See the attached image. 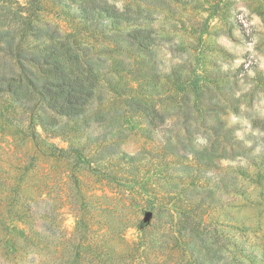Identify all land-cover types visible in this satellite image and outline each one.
I'll return each instance as SVG.
<instances>
[{
    "label": "trees",
    "instance_id": "16d2710c",
    "mask_svg": "<svg viewBox=\"0 0 264 264\" xmlns=\"http://www.w3.org/2000/svg\"><path fill=\"white\" fill-rule=\"evenodd\" d=\"M68 1L77 8L66 12L69 6H63L69 17L64 28L40 18L42 0H0V119L23 135L16 140L18 146L33 151L19 168L9 161L12 155L0 160V264H207L209 255L216 260L208 264H263L238 245H225L233 226L209 221L213 207L195 192L221 188L226 195L244 193L237 187L228 190L221 176L201 178L205 185L198 178L222 158L196 150L192 129L216 137L219 121L205 122L209 113L204 110H220L221 95L208 85L194 89L189 84L193 99L187 94L170 106L161 103L153 93L161 74L156 44L152 31L142 28L139 9L120 10L107 0ZM142 81L149 86L143 88ZM198 97H203L202 110ZM139 120L142 128L136 127ZM82 124L91 127L88 134L99 130L98 138L80 140ZM127 131H142L151 143L158 137L155 167L166 175L167 166L181 167L185 176L175 177L183 180L181 187L166 182L161 189L165 197L127 184V167H133L134 157L112 151ZM65 134L67 146L51 142ZM36 154L64 161L72 172L83 169L97 175L128 203L123 209L132 206L136 213H148V224L138 225L139 242L130 245L123 237L131 221L105 204L112 199L103 195L101 205L92 203L100 198L87 196L74 174L64 195L71 200L73 231L59 224L60 214L50 204L38 208L46 200L26 194L25 183L36 167Z\"/></svg>",
    "mask_w": 264,
    "mask_h": 264
},
{
    "label": "rangeland",
    "instance_id": "374dc122",
    "mask_svg": "<svg viewBox=\"0 0 264 264\" xmlns=\"http://www.w3.org/2000/svg\"><path fill=\"white\" fill-rule=\"evenodd\" d=\"M107 2L115 4L120 10L127 6L139 9L142 28L152 31L156 44L154 52L159 61L158 72H161L158 75L160 81L156 82L153 93L161 98V103L170 106L187 94L193 99L194 93L187 87L189 84H194V89L208 85L210 91L221 95L220 110H204L209 113L205 115V122L219 121L216 137L209 136L203 130L192 129V141L196 150L222 158L218 165L207 168L205 176L204 172L198 174V178L205 185L206 181L201 178L221 176L228 181V190L237 187L244 193L242 196L232 193L226 195L228 192L221 188H195V192L213 207L209 221L226 222L233 226L234 229L228 232L225 245L229 249H234V244L238 245L245 253L252 254L257 263L264 264V0ZM67 4L69 9L66 12H75L77 5L70 4L68 0H42L44 10L40 18L68 28L69 17L62 13L63 6ZM146 61L147 65L151 63L148 59ZM125 78L135 86L128 73ZM146 82L142 81L143 88L149 86L147 83L150 82ZM226 98L231 99L230 103L224 102ZM197 100L202 110L203 97H198ZM31 103H35V100ZM25 120L28 119L25 117ZM9 123L4 118L0 119V160L12 155L9 161L18 164L16 167L19 168L27 164L29 154L33 151L17 145L19 142L16 140H20L23 135ZM138 123L140 125L136 127L142 128V121L139 120ZM89 125L92 127L91 121ZM91 127L80 125V132L84 134L80 140L92 141L98 138L100 131L97 129L93 128L88 134ZM141 133L142 131L137 134L127 131L124 139L113 144L112 151L116 154L124 152L134 157L133 167H127L129 170L131 168L129 176L125 177L126 174L119 168L114 171L131 181L127 184L134 185L138 191H150L166 197L161 190L166 182H172L174 187H181L183 180L179 181L175 177L183 178L185 175L178 165L167 166V175L161 172L162 169L158 173L155 167L157 161L152 160L160 151L156 140L158 137L153 138L151 143ZM51 142L57 147H65L68 135H61ZM35 156L37 168H31L25 183L28 185L26 194L41 196L40 200H46V204L39 202L38 208L50 204L60 214L59 224L68 232L73 231L75 223L72 204L64 195L72 185L71 176L74 174L87 196L100 198L92 200V203L101 205L103 195L112 199L105 204L116 207V213L120 212L131 221L124 230L123 237L130 245L139 242L141 230L138 225L148 224V213H136L132 206L131 209H123L128 203L117 198L112 193L113 189L111 191L97 175L83 169L72 172L64 161L52 160L41 154ZM90 157L91 155L88 156ZM116 164L120 166L122 162ZM201 256L204 258L203 253ZM205 260L208 264L215 262L216 257L209 255ZM228 262L231 264L230 260Z\"/></svg>",
    "mask_w": 264,
    "mask_h": 264
}]
</instances>
